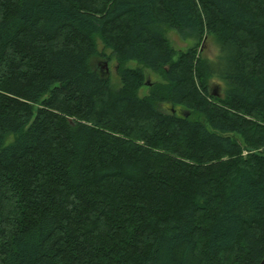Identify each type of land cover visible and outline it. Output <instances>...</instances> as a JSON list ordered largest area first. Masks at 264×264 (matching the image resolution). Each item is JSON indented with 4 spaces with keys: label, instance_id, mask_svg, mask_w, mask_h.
Returning a JSON list of instances; mask_svg holds the SVG:
<instances>
[{
    "label": "trees",
    "instance_id": "16d2710c",
    "mask_svg": "<svg viewBox=\"0 0 264 264\" xmlns=\"http://www.w3.org/2000/svg\"><path fill=\"white\" fill-rule=\"evenodd\" d=\"M263 257L264 0H0V264Z\"/></svg>",
    "mask_w": 264,
    "mask_h": 264
},
{
    "label": "rangeland",
    "instance_id": "374dc122",
    "mask_svg": "<svg viewBox=\"0 0 264 264\" xmlns=\"http://www.w3.org/2000/svg\"><path fill=\"white\" fill-rule=\"evenodd\" d=\"M162 34L169 46L178 52H184L188 49H195L199 56H202L205 59H213L217 56V44L212 36L204 33L201 38L196 37L194 35L181 37L176 33L175 30L171 29L167 25L161 26ZM97 51L102 53L104 57L100 56L99 58L94 60V66L99 71V66H101L103 77H106L110 80V88L118 89L120 87V83L118 77L116 75V64L115 61L110 57V50L105 48L101 40L96 37L95 38ZM105 56L109 57V59L105 60ZM176 59V56L174 57ZM127 67L130 68H142L140 64L135 61H129L126 63ZM145 83L151 84L153 82L161 81V77L158 74L152 73L150 70L143 68ZM223 87L216 81L210 82V92L213 94L214 92L218 95H222ZM138 96L142 97L148 94V89L146 86H143L138 91ZM183 109V108H180ZM13 139L12 136H9L6 140V143L11 142Z\"/></svg>",
    "mask_w": 264,
    "mask_h": 264
},
{
    "label": "water",
    "instance_id": "95a60500",
    "mask_svg": "<svg viewBox=\"0 0 264 264\" xmlns=\"http://www.w3.org/2000/svg\"><path fill=\"white\" fill-rule=\"evenodd\" d=\"M146 84H148V83H146ZM213 95H214V96H217V94H216L215 92L213 93ZM259 264H264V257L262 258V260L260 261Z\"/></svg>",
    "mask_w": 264,
    "mask_h": 264
},
{
    "label": "flooded vegetation",
    "instance_id": "af4514ba",
    "mask_svg": "<svg viewBox=\"0 0 264 264\" xmlns=\"http://www.w3.org/2000/svg\"><path fill=\"white\" fill-rule=\"evenodd\" d=\"M99 71L102 73L101 66H99Z\"/></svg>",
    "mask_w": 264,
    "mask_h": 264
}]
</instances>
